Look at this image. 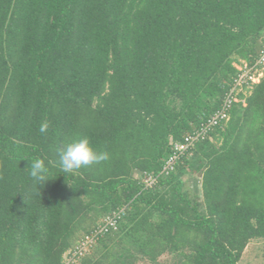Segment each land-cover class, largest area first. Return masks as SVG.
Segmentation results:
<instances>
[{"label":"trees","instance_id":"obj_1","mask_svg":"<svg viewBox=\"0 0 264 264\" xmlns=\"http://www.w3.org/2000/svg\"><path fill=\"white\" fill-rule=\"evenodd\" d=\"M263 53L264 0H0V264H63L116 213L73 264H238L264 239V69L236 84ZM233 89L229 120L162 172ZM83 138L109 159L62 173Z\"/></svg>","mask_w":264,"mask_h":264},{"label":"built area","instance_id":"obj_2","mask_svg":"<svg viewBox=\"0 0 264 264\" xmlns=\"http://www.w3.org/2000/svg\"><path fill=\"white\" fill-rule=\"evenodd\" d=\"M260 65H263L260 68ZM242 72L239 75L238 81L236 86L243 84V82L248 83H255L259 82L260 78L263 75L264 69V53L262 57L253 65H249V63L245 62L242 67ZM235 89L231 91V93L227 96L223 108L217 111L212 117H210L202 127L196 131L194 134L186 137L185 142L183 143H176L175 144V151L165 162L162 172L168 173L171 170L175 169L176 163L181 154H183L190 146H193L199 139L204 138L207 133L213 128L214 126L218 125L221 121H228L230 118L229 115V108L231 107L232 103V93ZM156 181L155 177L148 176L145 179L146 185L150 186L154 184ZM122 212V211H121ZM119 214L116 213L112 216H109L105 219L104 224H101L99 227L94 229L92 232L87 234L82 238L80 243L75 247V250L71 252L70 255H67L65 258V262L63 264H73L79 262L80 257L84 256L86 253H89L93 247L96 245L100 237L108 231L110 226H116L117 218Z\"/></svg>","mask_w":264,"mask_h":264},{"label":"clouds","instance_id":"obj_3","mask_svg":"<svg viewBox=\"0 0 264 264\" xmlns=\"http://www.w3.org/2000/svg\"><path fill=\"white\" fill-rule=\"evenodd\" d=\"M48 128L49 122L45 121L40 125L39 130L41 133H45ZM108 159V152L96 151L87 138L69 143L59 151V166L62 173L65 174L92 164H99ZM27 168L30 169L29 176L32 180L41 186H44L48 180L53 178L50 176L49 167L45 164L43 159L36 158L29 163Z\"/></svg>","mask_w":264,"mask_h":264},{"label":"rangeland","instance_id":"obj_4","mask_svg":"<svg viewBox=\"0 0 264 264\" xmlns=\"http://www.w3.org/2000/svg\"><path fill=\"white\" fill-rule=\"evenodd\" d=\"M137 177L140 174H136ZM185 181L184 188L188 191L192 199L200 200V208H204L201 193V183L198 175L192 176L190 173H186L183 176ZM163 263H167L171 260V255L164 254L160 257ZM146 264H149L145 261ZM238 264H264V239H252L245 247Z\"/></svg>","mask_w":264,"mask_h":264}]
</instances>
